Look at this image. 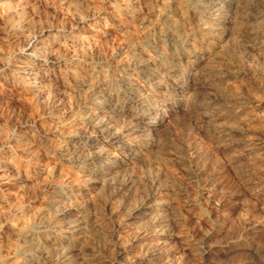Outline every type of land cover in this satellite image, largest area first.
<instances>
[{"label":"rangeland","instance_id":"rangeland-1","mask_svg":"<svg viewBox=\"0 0 264 264\" xmlns=\"http://www.w3.org/2000/svg\"><path fill=\"white\" fill-rule=\"evenodd\" d=\"M0 264H264V0H0Z\"/></svg>","mask_w":264,"mask_h":264},{"label":"bare ground","instance_id":"bare-ground-1","mask_svg":"<svg viewBox=\"0 0 264 264\" xmlns=\"http://www.w3.org/2000/svg\"><path fill=\"white\" fill-rule=\"evenodd\" d=\"M216 5V4H215ZM239 7V6H238ZM121 10V9H120ZM123 10V9H122ZM236 10V9H235ZM240 11V10H239ZM121 12V11H120ZM229 12V11H228ZM225 13V12H224ZM227 16V15H226ZM225 17V16H224ZM236 17V16H235ZM237 18V17H236ZM234 19V18H233ZM232 20V19H231ZM174 21V20H173ZM180 22V21H179ZM242 22V21H241ZM240 22V23H241ZM169 23V22H168ZM171 23V22H170ZM122 24V23H121ZM12 25H13V23H12ZM169 25V24H168ZM240 25V24H239ZM124 28V27H123ZM171 30V29H170ZM14 31V30H13ZM95 31V30H94ZM174 31V30H173ZM15 32V31H14ZM93 38L92 39H90V40H86V39H78V40H74V38L75 37H72V36H69V37H72L73 39H71V38H66V41L65 42H69V43H71V44H80L81 45V47L82 48H85L86 46H88V43H95V45H96V37H97V33L95 32L93 35ZM37 38V37H36ZM77 38V37H76ZM63 44V43H62ZM37 45V44H36ZM77 47V46H76ZM161 48V47H160ZM34 50V49H33ZM79 51V50H78ZM86 51V50H85ZM84 51V52H85ZM82 54H83V52H82ZM131 55V54H130ZM129 61V60H128ZM195 64V63H194ZM183 70V69H182ZM88 74V73H87ZM161 75V74H160ZM158 79V78H157ZM176 79V78H175ZM80 80V79H79ZM194 83V82H193ZM78 84H80V82H78ZM82 84V83H81ZM77 85V84H76ZM27 86V85H26ZM195 87V86H194ZM29 88L31 89V90H33L34 92H37V93H41L42 92V89H43V87L42 86H40L39 85V83L37 82V77H34L33 78V82L32 83H30V85H29ZM30 90V91H31ZM44 90V89H43ZM46 92V91H45ZM149 93V92H148ZM156 95V94H155ZM167 97V96H166ZM146 98V97H145ZM166 101V100H165ZM168 102V101H167ZM158 121H163V118H157V122ZM153 122H151V124H152ZM117 135V134H116ZM106 136V135H105ZM5 137V136H4ZM122 139V138H121ZM115 143V142H114ZM122 146V145H121ZM99 156V155H98ZM15 167V166H14ZM65 200V199H64ZM52 202V201H51ZM70 203V202H69ZM61 231V230H60ZM56 232V231H55ZM62 232V231H61ZM69 238V237H68ZM57 242H59V241H57ZM49 250V249H48ZM50 251V250H49Z\"/></svg>","mask_w":264,"mask_h":264}]
</instances>
